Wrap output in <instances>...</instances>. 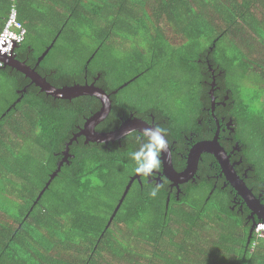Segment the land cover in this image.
<instances>
[{"label":"trees","instance_id":"1","mask_svg":"<svg viewBox=\"0 0 264 264\" xmlns=\"http://www.w3.org/2000/svg\"><path fill=\"white\" fill-rule=\"evenodd\" d=\"M12 7L26 29L14 57L50 83L175 99L171 121L200 132L217 121L230 131L231 118L263 184L264 0H0V30ZM1 83L0 264H264V238L249 237L230 196L207 192L212 180L175 203L162 187L130 181L142 168L131 144L75 141L58 170L71 120L97 109L96 96L55 99L10 66ZM213 88L229 98L212 111Z\"/></svg>","mask_w":264,"mask_h":264},{"label":"flooded vegetation","instance_id":"2","mask_svg":"<svg viewBox=\"0 0 264 264\" xmlns=\"http://www.w3.org/2000/svg\"><path fill=\"white\" fill-rule=\"evenodd\" d=\"M90 82L88 81L87 83L91 84ZM92 83L107 93L109 96L110 108L103 119L97 122L90 120V118L101 109L102 103L99 99L98 110L90 108L88 109L90 114H82L80 119L73 118L71 120L68 135H73L74 139L70 141V138H68V140L65 141L64 152L67 154V159L73 156L72 150L77 146L75 141L78 144L82 143V148H102L109 151L116 147L129 149L128 145L131 144L133 148L141 153L142 160L140 164L142 168L130 173L133 180H137L139 183L145 180L147 183H151L156 187L166 189L168 197L170 198L172 195L175 203L179 201L182 195L192 191L196 192L197 188H200L199 184L203 181L212 180L213 188L207 192L211 194L216 192L215 190L218 188L219 194L223 198L230 196V208L233 209L237 215L241 216L245 220V224L249 226V237L252 236V234L254 235V226L260 220L258 216L264 215V181L262 185L259 183L256 186L257 176L254 173V167L251 164H244V155L242 154L243 145L240 141L236 140L233 135L235 127L233 119L230 118L226 120L223 118L225 124L224 128L230 130L225 131V129H223V131L218 121L215 122L216 127L212 125V127L208 126L206 128V125L204 126L203 124V121L206 119H204L202 115L197 119V123L204 126V132H200L191 128L193 123L189 122V127H183L180 124L173 123V120L171 121L173 115L170 113L171 111L166 110L177 107V101H175V99H164L163 101L151 99L141 102L136 101L132 97L120 99L118 97L119 87L116 89H108L104 86V83ZM213 84H215V82H213ZM214 91L215 88L210 90V105L212 111L216 109L215 104L227 105V98H229L225 95V100H218L219 96L215 95ZM158 92H160V90L157 87L152 91L151 95ZM83 95L91 94H81L75 98ZM159 102H161L163 107L159 105ZM148 103L152 109L146 106ZM233 103L234 101H230L229 106ZM207 122L209 123L210 119H207ZM222 131L226 133V135H222ZM200 133L204 134L201 135ZM102 135L103 140H100L99 137ZM164 140L165 142L163 143ZM206 142L212 143L213 146L217 145L221 147L224 151L223 158L224 156L226 157V159H224L228 167H223L211 152L202 151L199 154L192 178L178 184H176V180H171L165 171L167 154L171 157L170 162L172 163L173 169L176 172H180L186 167L187 156L193 151L194 147L199 143ZM64 152H62V154H64ZM217 152L221 156V151L219 149ZM67 159L64 162H68ZM60 161H62V158ZM143 175H145V177H143ZM239 179L245 183L247 188L254 195L257 200L255 201L258 202L257 205L259 207L255 206L254 202L248 204L240 195L239 191L234 186V184L240 181Z\"/></svg>","mask_w":264,"mask_h":264},{"label":"water","instance_id":"3","mask_svg":"<svg viewBox=\"0 0 264 264\" xmlns=\"http://www.w3.org/2000/svg\"><path fill=\"white\" fill-rule=\"evenodd\" d=\"M53 45V42L45 49V51L39 56L38 62L47 54L50 47ZM0 60L4 63L3 66H10L13 69H16L23 74H25L26 77L31 79V82L34 83L36 86L40 88L41 91L45 92L46 94L54 96V98L59 99H71L72 97H76L81 94H91L96 96L98 99L101 100L102 106L101 109L98 110V112L90 118V120L97 122L98 120L103 119L110 108V102H109V96L107 95L104 90H102L99 87H96L93 83H85L83 85L74 84L71 86L64 85L62 87H56L52 85L45 76L38 73L35 68L30 67L28 64H26L24 61H20L16 59L14 56L7 57L5 55H0ZM24 90V89H23ZM15 104V103H14ZM10 109V107H9ZM100 140H103V135L99 137ZM156 139L155 137H153ZM165 140L163 141V143ZM161 145V144H160ZM221 151V156L218 154L217 150ZM202 151H209L211 152L221 163L223 167H228L227 162H225L226 157L224 155V151L219 146H213L212 143H199L196 145L193 149V152L188 156L187 165L184 170L180 172H176L173 169L172 163L170 162L171 157L169 154L166 156V165H165V171L169 175L171 180H177L178 182H185L193 177V174L195 172L197 160L199 157V154ZM67 154L64 152L63 160H66ZM62 164V161L58 165V170ZM56 173V172H55ZM133 179V178H132ZM132 179L130 181H132ZM194 179V178H193ZM240 180V179H239ZM235 188L239 191L240 195L245 199V201L248 204H251V202H254L255 206H258L256 202V198L251 193V191L247 188L245 183L240 180L237 182V184H234ZM129 187V185H128ZM256 200V201H255ZM250 202V203H249ZM256 202V203H255ZM251 206V205H250ZM252 207V206H251ZM259 207V206H258ZM259 218L264 219L263 216H258Z\"/></svg>","mask_w":264,"mask_h":264},{"label":"built area","instance_id":"4","mask_svg":"<svg viewBox=\"0 0 264 264\" xmlns=\"http://www.w3.org/2000/svg\"><path fill=\"white\" fill-rule=\"evenodd\" d=\"M26 29L21 22L17 20L16 9L12 7L3 28L0 30V55L11 57L14 55V49L24 38ZM4 63L0 60V68ZM256 238H264V221H259L254 227Z\"/></svg>","mask_w":264,"mask_h":264},{"label":"clouds","instance_id":"5","mask_svg":"<svg viewBox=\"0 0 264 264\" xmlns=\"http://www.w3.org/2000/svg\"><path fill=\"white\" fill-rule=\"evenodd\" d=\"M14 55H15V54H14ZM14 55H13V56H14ZM192 152H193V151H192ZM188 156H189V155H188ZM188 156H187V161H188ZM64 161H66V160H63V158H62V163H63ZM60 162H61V161H60ZM61 165H62V164H61ZM186 165H187V164H186ZM184 169H185V168H184ZM184 169H183V170H184ZM132 178H133V177H131V179H132ZM132 180H133V179H132ZM185 182H186V181H185ZM178 183H182V182H178V181L176 180V184H178ZM259 219H260L259 221H262V222L264 221V219H262V218H259ZM259 221H258V222H259ZM258 222H257V223H258ZM257 223H256V224H257ZM254 227H255V226H254ZM253 231H254V230H253Z\"/></svg>","mask_w":264,"mask_h":264},{"label":"rangeland","instance_id":"6","mask_svg":"<svg viewBox=\"0 0 264 264\" xmlns=\"http://www.w3.org/2000/svg\"><path fill=\"white\" fill-rule=\"evenodd\" d=\"M0 85H4L3 83H1ZM250 92V90H248L246 93Z\"/></svg>","mask_w":264,"mask_h":264}]
</instances>
